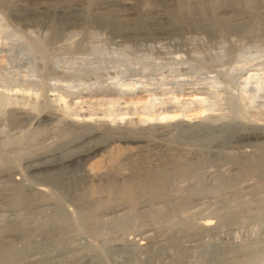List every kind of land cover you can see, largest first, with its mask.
<instances>
[{
  "label": "bare ground",
  "instance_id": "1",
  "mask_svg": "<svg viewBox=\"0 0 264 264\" xmlns=\"http://www.w3.org/2000/svg\"><path fill=\"white\" fill-rule=\"evenodd\" d=\"M38 1L46 2L48 0H14L17 6L22 7L26 4L32 5L34 2L38 3ZM167 1V12L163 10V12H159L156 10L152 13L157 21H164L163 23H165V25H159V23L155 22L150 26L151 29L149 31L144 30L145 32L143 33L149 36L155 43L171 40L175 42V39L182 38L185 35H196L206 38L208 40L207 42L212 44L220 43L224 46L228 38L233 35L254 44L256 43L255 41L258 39L260 40V38L264 36V0ZM44 6L39 4L33 11H23L25 14L20 18L28 19L30 16L34 17L36 14H42V12L45 11ZM74 6L75 7L72 6L73 8L68 12H66L67 9L66 11H54L73 23L77 21L74 15L79 11V5ZM116 11L118 10L116 9ZM135 15H137V13L134 12L132 7H128L125 11L114 13L113 22L116 23L118 33H120L124 41L125 38H134L135 40L140 36V33L127 31L126 28L123 27V29L121 27V25L124 24L123 21L126 22L127 19ZM57 32L58 31L53 32V34H51L52 36L49 37L50 40H45L46 42L37 43L38 41L33 42L31 39L29 45L32 43L31 45L33 48L39 49L37 53L40 54V51L45 48L47 49L48 43H51L52 40L57 37ZM171 43L173 45V42ZM30 46L28 47L29 49ZM6 51L8 52V50ZM226 51L229 52L228 49ZM243 55L245 54L243 53ZM258 56L256 57L258 58ZM163 57H165V55ZM211 57L209 56V58L204 61L197 60L198 57L197 59L192 57V59L194 58L192 61L197 63V65H195L196 67L193 66L197 70H193L197 73L200 70L203 72V70L206 71L211 69L213 66L212 60L214 59ZM235 57L237 58V56ZM183 58L184 56L182 57V62ZM247 58L240 61V64L242 65L243 63V65L240 66L239 69H236L237 72L235 75L239 80L242 76L246 77L242 78L241 82L238 81L236 84L234 83L235 88L233 91L236 94L235 96L232 94V88L228 87V89H231L229 92L232 95L228 100H224L223 97L221 98V94H219L217 90L221 91L223 83L233 84L231 78H220V76L219 78L214 77L215 79H211L212 77H209L210 80H212V83H209L211 85L210 89L212 90L208 91L207 89H209V86L206 90L204 89L207 87L209 81L208 76L206 77L207 83H205L204 80L202 81L205 84L204 88L202 87L203 83H201L202 88H200V83L195 77H192V80L195 78L194 81L196 80L199 86L197 82L193 83L192 80L191 82L190 79L187 81L184 80V78H182L183 80L173 82L169 80V82H167V74L164 75L165 73L162 72L164 71V69H162L163 64L162 67L159 65L158 68L160 69L157 68L159 70V72L157 71L159 74L157 76L160 77V81L158 80L156 83L155 78L154 80L150 79L151 82L154 81L156 84L154 83L148 86H152V88L154 86L155 88H153V91L150 90L151 95L149 96L150 101L147 104L148 106L142 105L145 108L142 107L143 109L141 112L137 109L131 110L128 108L114 110V106L118 104L119 100L121 101L124 96L132 95L135 91L137 92V89L140 90L139 87L143 83L141 80L145 77L136 79L135 77L137 75L129 76L134 77L131 78L132 80H129L131 82H128L129 84H124V80L119 81V79L118 81L120 83L116 85L118 90L104 87L105 89L103 90L93 91L90 89L91 93L88 92L89 90H86L88 93H84L83 90L82 93L79 91V93H73L74 97L75 94L77 97L85 95L88 98H92L93 96L94 98H98L96 102L100 100L104 107L106 105V109L100 113L101 119L98 118L94 120V123L90 121V123L94 125H88L86 120H89L92 114L90 116V114L88 115L87 113L86 117H84V115L81 116V114L78 115L77 113V115H75V121L73 117H70L73 122H68L69 124L66 126L70 130H73L72 139L68 141L65 140L64 142L61 141L59 144L57 140V146L55 145L54 148L44 149V151L40 149L41 152H34L33 155L28 156L26 159L24 158L25 160L21 164L32 176V179L35 180V182L37 181L36 183L32 181L33 185L27 184L28 182L26 185L22 180L14 178L21 174V170L18 167L14 165V167H11V165L6 166V164L5 166L3 164L0 165V264H104L102 261L104 248L109 251L120 253L121 255L124 254L126 257H121V264H264V152H254L258 149L264 150V119L262 117L264 112L260 110L264 106H261V100L264 99V63L258 64L259 62H253V64L251 61L253 59L250 60L251 62H248L249 59L247 60ZM167 59L166 57V60ZM172 59H168L169 61L167 60L168 62L166 64L164 63V68L168 67V74L176 75V73H182V76L189 74V72L192 74L191 72L193 70L178 68V66H180L178 63L182 64V62H180L181 60L178 62L173 59V61L170 62ZM217 60L219 61V59ZM258 61H261V59H258ZM42 64L41 62V65ZM227 67L229 68V66ZM236 67L238 68L237 65L235 67L232 66V68ZM43 69L44 68L41 70L43 71ZM33 70L35 69L32 68V71ZM212 71L216 74L217 70L214 71V69H212ZM219 72L221 71L219 70L218 73ZM227 72L229 73L230 71L228 70ZM33 73L35 72L33 71ZM117 74H114V76L116 75L117 77ZM234 74H232V78ZM225 75L226 73L224 76ZM3 76L5 79V75ZM125 76L127 78V75ZM196 76L198 79L199 76L197 74ZM37 77L39 78V76ZM7 78L8 76L6 79ZM122 78L121 76V79ZM18 79L19 78H17V80ZM9 80L12 83V79L9 78ZM9 80L7 79L6 84L10 86L11 83L8 82ZM114 80L111 81L114 82ZM20 83L21 85L23 84V82ZM6 84L0 83V86L3 88L2 90L6 87ZM220 84L221 87L219 86ZM13 85L17 86V89L15 88L14 90V87H12L10 91V88H6V90H9V92H7L10 95H7V92L4 93L5 90L4 92L0 91L3 93V95L0 94V107H4V111L7 112L8 109L13 108L11 105L17 108L16 105L20 103L19 109H11L13 112L12 114L8 110L10 113L8 122L9 129L15 128V131L20 129L21 133L23 125H35L39 127L41 124H45V126H51L59 122L61 117H57V111H55L56 115L52 114V112L48 114H33L35 113L32 107V105L35 106L34 103H31V113L34 112L31 114L28 108V111L25 112L23 110L25 108H23V104L27 102L25 100V103H23L24 99L23 101L21 99L25 93L28 96L31 90L24 92V89L27 87L24 85L25 88H22V86H20V88L18 82L17 85L16 83H13ZM106 85L108 86V84ZM216 86H219L220 89L219 87L217 89ZM126 87L132 88L124 90ZM40 88L42 87L39 86V94L42 91H40ZM50 88L54 89L57 95L55 87ZM50 88L48 89L50 90ZM63 89H61L62 92H64ZM213 89L215 91H213ZM225 90L226 88L223 89V91ZM53 91L52 93L55 95ZM21 92L23 94L21 97L19 96V100H21L22 103L18 101V96L16 97V95H20ZM31 92L30 95H32ZM32 93H34V90ZM226 95L227 94H225V97ZM183 96H191L192 99L190 101L188 100V102L179 101V97ZM63 97L64 95L62 96V93H59L56 96L57 99H53L64 102ZM223 100L224 104H222ZM98 104L97 106H100ZM135 104L133 102V105ZM225 104L237 110H235L236 116L232 117L231 113L233 111H231L230 117L227 115V111L223 109ZM9 105L10 108L8 107L6 110ZM27 105L30 106L28 103ZM192 105L199 107V109L202 110V114L206 115V118L204 117L205 119H203V121H197L198 123L186 124L181 120L184 117V109H186V107L191 108ZM70 106H63L65 110L62 109L61 111L65 112V114H62H70ZM108 106L110 108H108ZM173 109L177 111L179 109L178 115L172 114ZM228 111L230 112V110ZM151 112L156 116H154L155 119L153 117V119L149 118ZM1 113L4 112L2 111ZM138 114H141L145 120L134 122L131 117L134 116L135 118V115ZM233 114H235V112ZM96 115L97 114H95V117L97 118ZM126 116H129V119L122 125ZM178 116L181 117V121L177 123L174 121L173 123L172 120H177ZM65 117L68 116H63L61 121H63ZM78 118H80L79 121ZM249 118L253 120L251 121ZM4 123L2 122L3 125ZM134 123L135 125H133ZM131 126L134 127V131H132L133 127ZM27 129L29 130V128ZM77 130H79V132H77ZM3 131L1 130L0 133ZM12 131L14 133V130ZM172 134H175L174 139H171L172 137L168 138V135L172 136ZM24 136L26 137V135ZM19 137L21 136L19 135ZM11 140L13 141V137ZM5 141L11 142L9 139ZM18 141L16 142L14 139L13 142L18 143ZM1 143L3 144L4 141ZM119 144L132 147V149L126 152L124 151L123 154L120 153V156L115 160V166L112 170H109L110 172L107 171L108 173L100 175L96 173L93 174L86 170V172L77 170L78 173L80 172V177L75 179L71 184H69L67 178H64L69 174H66L67 171H70L69 169H81L83 164L85 162L87 163L89 159L94 158V156L101 152L106 153V150L116 145L119 146ZM9 145L12 146L14 144L9 143ZM4 147H6V145ZM18 148H16V150H18ZM1 149L2 147L0 150ZM0 155L3 157L4 154L0 152ZM52 171L57 173L58 179L55 178V176H48L45 178V176ZM46 180L48 182H46ZM44 182L45 184H43ZM49 182L56 185L60 184L63 191L75 193V196L78 191L77 188L83 191V193L81 192L80 196H76L75 199L81 202L77 213L78 218L80 217L82 221L78 219V222L83 223L81 224L84 226L85 237L82 236L83 234L81 235L78 233L76 228L74 230L69 227L71 223L69 226L64 224L65 216L63 217V214L67 212L62 210L64 209V201L61 202L63 205L56 204L54 201L53 203L46 201L49 184L46 186L47 188L45 185ZM90 188H93V190H91L93 193L90 191L91 195L98 193L102 195L105 200H92L88 194L84 195V192H87L85 189ZM52 192L53 191H51V193ZM62 195L63 194H61V196ZM60 200L61 199H59V202ZM88 201L91 202L88 203ZM83 202L86 203L84 204ZM104 203L105 206L106 204L109 205L106 207L108 208L107 210H105V206L103 209L101 207ZM100 207L101 211L103 210L102 215L106 216L115 214L119 211L123 213L125 210H132L135 208L140 210L150 208L149 211H151V209H154V211L150 217L145 215L140 216L138 224L136 220L135 222L133 221L134 219H132V221L122 226L120 223L125 221L123 220L125 218H114V220L109 222L98 220L97 223L86 225V219H88V217L100 216L101 211L98 213ZM133 211L134 210H132V212ZM69 217L71 216L69 215ZM114 217H116V215H114ZM249 224L259 226L260 230L258 231V235H256L257 237L244 245L234 244L233 233L236 232L237 229L246 228ZM82 226L81 228L83 229ZM107 227L108 231H105ZM245 230L247 231V229ZM34 236L37 238L39 237L40 240L31 243V239ZM87 238L98 240V245L100 241V246L93 245ZM12 239L17 240L22 248L17 249ZM95 243L96 241L94 244ZM17 244L18 243H16V245Z\"/></svg>",
  "mask_w": 264,
  "mask_h": 264
},
{
  "label": "rangeland",
  "instance_id": "2",
  "mask_svg": "<svg viewBox=\"0 0 264 264\" xmlns=\"http://www.w3.org/2000/svg\"><path fill=\"white\" fill-rule=\"evenodd\" d=\"M43 2L38 1V3L34 2L35 5H34V3H32V5L26 4L22 7V6H17L15 4L14 0H0V37H2V38H0V51H1L0 52V83L6 84L7 79L8 80H9V78L12 79L11 80L12 83L10 82V80L8 81L11 83V85L9 86L6 84V87H4L5 92H4V90H2L3 88L1 86H0V89H1L0 91H3L4 93H6L7 91L9 92V90L11 91L12 87H14V90H15V88L17 89V86L13 85V83H16V85H17V82H18L19 87L20 86H22V88L27 87L26 89H24L25 90L24 92H27L28 90H31L33 92V90H34V93L29 91L28 96L26 93H25L26 94L25 95L22 92L20 95L19 94L16 95V97L18 96L17 99L19 102L21 100L23 101V99H24L23 103H25V100H26V102L28 104H30V106L27 105V103H25L26 106H25V104H23L24 105L23 108L24 107L26 108V109L25 108L23 109L25 112L30 110V113H31V111H32V108H31L32 104L31 103H34V105L38 108H36L35 106L32 105L33 110H35V113H33L34 111L32 112L33 114H36V113L48 114V113L52 112V114L56 115L55 111H57V117L58 118H60V117L63 118V116H68V117H65L66 119L64 118L65 120L63 119V121H61L62 119L60 118L59 122H56V123L52 124L51 126L50 125L45 126V124L44 125L41 124L39 127H36L35 125H32V126L23 125V128L21 129V133H20V129H18V131H15V128L9 129V127H8L9 126L8 122H9V117H10L9 114L13 113L11 111V109L12 110L13 109L15 110L17 108L19 109L20 103L18 102L19 104H17V102H16V104L18 105V106L16 105L17 108H14L15 107L14 105H11V107L13 106V108H10V105L7 106V108L5 106L6 110L8 109V107L10 108V109H8L10 113L8 112V110H7V112L4 111L5 110L4 107L3 108H2V106L0 107V109L2 108L0 113L2 111L4 112V113L0 114L1 115L0 116V120H1L0 121V128H1L0 132H1V130L3 131V129L5 131V132L3 131L2 133H0V148L2 147L0 152H1V154H4L3 157H2V155H0V165L3 164L5 166V164H6V166L11 165V167H14V166L18 167L21 170L20 171L21 174L19 176L17 175L14 178L22 180L23 183H25V184L28 182L27 184L33 185L32 181L34 183H36L37 181L35 182V180L32 179V176L27 172V170L24 168V166L21 163H23V161L28 156L33 155L34 152L39 153V151L40 152H41V150L44 151V149L45 150L46 149H52V148H54L55 145L57 146L58 141H59L58 142V144H59L61 141L64 142L65 140L68 141V140L72 139L73 138V133H72L73 130H70L69 128L66 127L70 123V121L73 122L71 120L72 118L70 119V117H73V120L75 121V119H76L75 115H77V113H78V115L81 114V116L84 115V117H86L87 113H88V115L90 114V116L92 114V117H90L89 120H86L88 125L89 124L94 125L93 124L95 122L94 120H97L98 118L101 119L100 113H101V111L106 109V105L104 107V105L102 104V102L100 100H98V102H96L98 98H94L93 96H92V98H88L85 95H84L85 97L84 96L77 97V95L75 94V97H76L75 98L73 93H75V92L76 93H79V92L82 93V90L84 91V93H88L91 90L96 91V90H103L105 88H108V89L114 88V89L118 90V87H116V85L118 83H120L119 81L124 80L123 81L124 84H127L128 82L131 83L129 80L131 78H134V77H129V76L137 75L135 77L136 79L140 78V77H145V78H143V80H141V82H143V83L141 84L140 87L138 84V87L140 88V90L137 89V92L135 91L136 93L134 92L132 95L124 96L123 99L121 101L119 100V103L114 106L115 109L113 108L114 110H119V109L123 110L126 108L131 109V110L137 109L138 111L140 110V112H141V110L143 108H145L143 106H146V107L148 106L147 104L150 101L149 96L151 95L150 92L153 91V88H155L154 86L152 88V86H148V85H152L155 82L156 83L158 82V80L160 78L157 76V75H159L157 73V71L159 72L158 69H160L158 67H159V65L162 67V64H163L162 69H164V71H162V72L165 73L164 75L167 74L166 75L167 79H168V80H166L167 82H169V80L170 81L172 80L171 82L177 81V80H183L182 78H184V80H187V81L190 79V81H191L192 77H195L196 80L200 83V88H202V87L204 88L205 87L204 82L207 83L206 77L208 76V79L210 82L208 81L207 87L204 88L206 90V88H208V86H209V89H207L208 91L212 90V89H210L211 85L209 84V83H212L211 82L212 80H210L209 77H212L211 79H215L216 77L219 78L220 76H221L220 78H222V77L223 78H231V80L233 81L232 82L233 84L230 85L227 83H223L224 86L222 84V87L220 84L219 86L221 87V91L217 90V91H219V94L222 95V96L220 95L221 98L223 97L224 100H226V99L228 100L230 97H232L231 93L229 92V90L231 91V89H228V87L232 88V94H234L233 96H235L236 94L233 91L235 88L234 85L238 81L241 82L242 78L246 77V76H242L239 80L237 78V76H235L236 72H237L236 69H239L240 66L243 65V63H242V65L240 64V61H243L244 59H246L249 56L247 58V60L249 59L248 62H251V61H252V63L253 62L254 63L259 62L258 64L264 63V39H263L264 36L261 37L262 39L260 38L261 41L258 39L257 41H255L256 43L254 44L252 42L249 43L248 41H246V40H244L238 36L233 35L230 37L231 39L228 38V40L225 42L226 44H224V46H223V44L221 45L220 43L219 44H214V43L212 44L210 42H207L208 40L206 38H204L202 36H196V35H192V36L191 35H185L182 38L175 39V42L173 40L161 41L162 43L159 42L160 44L153 42V40L150 39L149 36H146L143 33L145 31H149L151 29L150 26L152 24H154L155 22L159 23V25H165V23H163L164 21H161V20H159L160 22L157 21L156 18L154 17V14H152V13H154L156 10L159 12L160 11L161 12H163V11L167 12V10H168L166 7V4H168L167 0H48L46 2L45 1H43ZM123 2H124V4H123ZM164 2H166V3H164ZM45 3H46V5H45ZM39 4H42V6L45 5L44 6L45 11L43 10L44 12H42V14L41 13L38 15L36 14L37 16L34 15V17L30 16V17H28V19L27 18L26 19L20 18L23 14H25V12L33 11ZM74 5H79L80 7L78 6L79 11L77 12V14L74 15V17L77 21L73 22V23L68 21L64 16H61L59 13H55V11H54V10L66 11V9H67L66 12H68V11H70V9L75 7ZM128 7H132L134 12L137 13L138 16L135 15V16H132L129 19H127L126 22L123 21L124 24H122L121 27L126 28L127 31L140 33V36H138V38H136L135 40H134V38H128V39L125 38V41H124L123 37H121L120 33H118L116 23L113 21H114V13L125 11ZM116 9L118 11H116ZM23 11H25V12H23ZM98 12H100V13H98ZM78 13H79V15H78ZM94 14H96V15H94ZM100 14H102V15H100ZM53 15H54V17H53ZM99 16L100 17L103 16V17L100 18ZM109 20H111V21H109ZM45 22H47V23H45ZM27 28H28V30H27ZM55 31H58L57 37L54 40H52L51 43H48L49 48L47 47V49L45 48L44 50H41L40 54L37 53L39 49L33 48V46L31 45L32 43H30L31 46L29 45V41L31 39L33 40V42L38 41L37 43L46 42L47 40H50L49 37H51L52 36L51 34H53V32H55ZM118 35H119V37H118ZM34 39H36V40H34ZM171 42H173V45ZM230 42H233V43H230ZM29 46H30V49L28 48ZM156 47H157V49H156ZM213 47H214V50H213ZM31 48H32V50H31ZM252 48L254 49V51ZM255 48H256V50H255ZM225 49L226 50L228 49L229 52H227ZM6 50H8V52ZM242 52L245 55H243ZM200 53H202V54H200ZM207 54H210V55H207ZM221 54H222V56H221ZM250 54H251V56H250ZM67 55H69V56H67ZM164 55H165V57H163ZM182 55L184 56L183 62H182V57H183ZM206 55H207V58H209V56L210 57L212 56L211 57L212 59L214 58L212 60L213 66L209 70H206V71L203 70L204 73L201 72V70L198 71L200 74L199 75L198 72L197 73L195 72L197 70L195 68L196 67L195 65H197V63L195 61H192V60H194V58L197 59V57H198L197 60H203V61L207 60ZM242 55H243V57H242ZM190 56H191V58H190ZM235 56H237V58ZM256 56H258V58ZM166 57L168 59L173 58L174 61H178V62H179V60H181L180 62H182V64L178 63V64H180V66H178V68L184 69V70L190 69L191 71L194 69L195 70V71L193 70L194 74L196 73L199 76L198 79H197L196 74L195 75L193 74V71L191 72L192 74H190V72H189V74L191 76L189 74L182 76L181 75L182 73L181 74L176 73V75L175 74H173V75L168 74V69H167L168 67L164 68L165 64L169 61L168 59H167L168 61L166 60ZM192 57H194V58L192 59ZM250 57H254V58H250ZM173 59L170 60V62H172ZM217 59H219L220 62ZM251 59H253V60H251ZM255 59H256V61H255ZM258 59L259 60L261 59V61H263V62L258 61ZM26 60H28V61H26ZM54 60H55V62H54ZM41 62L43 63L42 65H41ZM244 62H247V61H244ZM33 63H34V65H33ZM102 63H103V65H102ZM231 63H232V65H231ZM16 64H17V66H16ZM187 65H188V67H187ZM221 65H223V66H221ZM236 65L238 66V68L237 67L232 68V66L235 67ZM26 66H27V68H26ZM52 66H53V68H52ZM193 66H195V67H193ZM227 66H229V68ZM191 67H193V68H191ZM223 67H225V68H223ZM28 68H29V70H28ZM32 68L35 69V70H33L35 73H33ZM42 68H44L43 71L41 70ZM81 68H82V70H81ZM114 68L117 70V72ZM169 68H170V66H169ZM108 69H110V70H108ZM155 69H156V71H155ZM166 69H167V71H166ZM212 69H214V71L217 70L216 74H215V72L213 73ZM219 70L221 72L218 73ZM228 70L230 71L229 73L227 72ZM13 72H14V74H13ZM117 73L119 74L120 77L118 76ZM121 73H122V75H121ZM225 73H226V75L224 76ZM114 74H117V77H116V75L114 76ZM123 74H124V76L127 75V78H126V76L124 77ZM177 74H178V76H177ZM232 74H234L233 78H232ZM3 75H5V79H4ZM15 75H17V76H15ZM62 75H64V76H62ZM7 76H8V78L6 79ZM37 76H39V78ZM41 76H42V78H41ZM121 76L123 77L122 79H121ZM169 76L171 77V79ZM2 77L4 80L2 79ZM13 78L15 81L13 80ZM17 78H19V79L21 78L22 80L21 79L17 80ZM44 78L45 79L47 78L46 79L47 81ZM154 78L156 79V81L151 82L150 79L154 80ZM203 78H205V79H203ZM236 78H237V80H236ZM194 79L192 81H193V83H196L197 81L196 80L194 81ZM24 80H25V82H24ZM38 80H39V82H38ZM111 80L112 81L114 80V82H112ZM203 80H204V82H202ZM20 82H23V84L21 85ZM94 82H96V83H94ZM198 82H197V84L199 86ZM201 83H203V85ZM47 84H48V86H47ZM86 84H87V88H86ZM106 84H108V86H110V87H108ZM111 84H112V86H111ZM24 85H25V87H24ZM201 85H202V87H201ZM39 86L42 87V88H40V91L42 90L40 94L38 92ZM50 87H53V88L55 87V89L57 91V95L59 93H62V96L64 95V97H63L64 102H61L59 100L58 101L54 100V99H57L56 98L57 95H56L55 90L50 88ZM60 87H61V89H63V87H64V89H63L64 92L61 91ZM218 87H217V89H218ZM220 87H219V89H220ZM6 88L7 89L10 88V89L6 90ZM48 88H50L51 92ZM65 88H66V90H65ZM131 88L132 87H126V89H124V90H129ZM225 88H226V90L223 91V89H225ZM86 90L87 91L89 90V91L86 92ZM52 91L55 93L56 96L52 93ZM213 91H215V90L213 89ZM8 92H7V95H10ZM30 92L32 95H30ZM46 92H47V94H46ZM69 92H72V93H69ZM0 94L3 95V93H1V92H0ZM22 94H23V96H22ZM41 94H42V96H41ZM225 94L228 95V96L226 95V97H228V98L225 97ZM19 96L20 97L22 96L23 98L21 100H19L20 99ZM72 97L74 98V101H73ZM84 98L86 100L87 99L88 100L90 99V100L86 101ZM179 98H180L179 101H181V102H188V100L190 101L192 99L191 96H183V97H179ZM224 100L222 101V104H224ZM22 101H21V103H22ZM52 101H55L56 103L52 102ZM99 101H100V103H99ZM125 101H127V102H125ZM261 101H262V104H261V106H262V105H264V103H263L264 99H262ZM40 102H41V104H40ZM133 102H134V104L136 103L135 104L136 106L133 105ZM97 104L100 106H97ZM118 105H119V107H118ZM27 106H29L31 109ZM63 106L64 107L70 106V109H69V112L71 110L70 114L64 115L65 112L61 111L62 109H64ZM223 107H224L223 108L224 111H227V115H229V117H230L231 111H233L231 113L232 117L236 116V111H237L236 109H234V108L232 109V107L230 108L226 104ZM263 107L260 109L262 112H264ZM27 108H28V110H27ZM108 108H110V107L108 106ZM21 109H22V106H21ZM226 109L230 110V112ZM175 110L176 109L172 110V114L178 115L177 113H179V109H178V111L177 110L175 111ZM184 110H183L185 112V113H183L184 117L181 120H183L186 124L187 123L188 124L198 123V122H200V120L203 121V119L206 118L205 117L206 115L202 114V110H200L199 107H197V106L195 107L192 105L191 108L186 107V109H184ZM234 112H235V114H233ZM62 113H64V114H62ZM95 114H97L96 115L97 118L95 117ZM217 114H220V113H217ZM154 116L155 115L151 112L149 115V118L155 119L156 116L155 117ZM160 116H162V115H160ZM160 116H158V117L161 118ZM202 116H203V118H202ZM262 117L264 119V115ZM92 118H94V119H92ZM131 118H133L134 122L138 121V120H145V118L143 119L141 114L135 115V118H134V116ZM180 118L181 117L178 116L177 120H172V122L173 123H174V121H175V123L180 122L181 121ZM3 119H4V121H3ZM79 119L80 118H78V121H79ZM128 119H129V116H126L124 118V123L122 125H124L128 121ZM249 120L252 121L253 119L249 118ZM90 121L93 123L91 124ZM2 122L3 123L5 122L4 125L2 124ZM62 123H65V124H62ZM162 123H164V122H162ZM151 124H152V122H151ZM153 124H154V121H153ZM133 125H135V123ZM131 127H133V126H131ZM27 128H29V130ZM9 130H11V131H9ZM12 130H14V133ZM28 131H29V133H28ZM64 131L66 134L64 133ZM132 131H134V127H133ZM77 132H79V130H77ZM19 135L21 137H19ZM24 135H26V137ZM170 135H168L169 136L168 138L172 137L171 139H174L175 134L174 135L172 134V136H170ZM17 136H18V138H17ZM12 137H13V141H14V139L16 142L19 140L18 143H14L11 140ZM60 137H62V138H60ZM16 138H17V140H16ZM7 139H9V141H11V142H6L5 140H7ZM33 140H34L35 144H34ZM3 141H4V143L2 144L1 142H3ZM9 143L10 144L12 143L14 145L11 146V145H9ZM5 145H6V147L8 145L9 146L6 148V147H4ZM16 148H18V150H16ZM115 149H116V151H115ZM130 149H132V147L122 146V144H119V146L118 145L113 146V148L111 147L108 150H106L105 151L106 153L101 152L98 155L94 156V158L89 159L87 161V163L85 162L83 164L81 169H74V168L72 170L69 169L71 172L67 171L66 174H68V173L69 174L66 175V177H64V178H67L69 180L68 181L69 184H71V183H73V181H75V179H78V177H80L79 175H80L81 170H83V171L86 170V171L91 172L93 174H95V173L100 174V175L106 174V173L110 172L109 170L110 169L112 170V168L115 166V164H116L115 160H117V158L120 156V153L123 154L124 151L126 152ZM259 150L260 149L254 151V152L255 153L264 152V150H262V149L260 151ZM101 155H103V156H101ZM13 163H15V164H13ZM77 170L80 172L78 173ZM99 171H100V173H99ZM52 173H53V175H52ZM55 173H56L55 171L49 172L47 174V176H45V178H47L48 176L49 177L55 176V178L58 179L59 177H58L57 173L56 174ZM70 179H71V181H70ZM46 182H48V181L46 180ZM30 183H32V184H30ZM43 184H45V182ZM52 184H53V186H52ZM47 185L49 186L48 188L46 187ZM45 187L48 189L47 190L48 193L46 195V201H49L52 203L54 201V203H56V204H62L61 202L64 201V205L62 204L64 209H62V210L67 211V212H64V214H63V217L65 216L64 217V219H65L64 224L66 226H69V224L71 223V225L69 227H71L74 230L76 228V231L78 233H80L81 235L83 234L82 236L85 237L84 226H82L83 223L78 222V219H80V217L78 218L77 210L79 209L78 207H79L81 202L77 201L75 199L76 196L77 197L80 196L81 192L83 193V191H80L77 188L78 191H77L76 196H75V193L73 194V193H67V192L63 191L60 184L56 185L52 182H49V183H46ZM85 190H87V192L85 191L84 195L88 194V196L92 200H99V199L102 201L105 200L104 197L102 195H99L98 193H94L91 195L90 191L93 190V188L92 189L91 188L85 189ZM51 191H53L54 193L53 192L51 193ZM91 192L93 193V191H91ZM60 193L63 195L61 196ZM52 194H54V195H52ZM49 196H51V197H49ZM59 199H61L62 201L60 200V202H59ZM73 202H74V204H73ZM90 202L88 201V203H90ZM67 203L68 204L70 203V204L68 205ZM83 203L85 204L86 202H83ZM66 206L68 207V210H67ZM104 206H105V203L103 204V206H101L102 209ZM108 206L109 205L106 204V206L104 207L105 210L108 209V208H106ZM101 207L99 208L100 210H98V213H99V211H101ZM113 207H114V205H113ZM110 208H111V206H110ZM69 209L72 210V214H71V210H69ZM135 209H137V208H135ZM135 209H132L135 211V212L133 211L134 213L130 209L131 212H130V210H125V211H123V213H121L122 211H119V212H116L115 214L107 215V216L102 215V213H103L102 212L103 210H102L100 213L101 218H100V216H96V217L93 216L94 218L90 217L91 219L88 217V219H86V225H89V224L91 225V223L94 224L95 222L97 223L98 220H100L102 222H105V221L109 222L111 220H114V218H116V219L125 218V219H123L125 221L120 223L122 226H123V224L125 225L128 222L132 221V219H134L133 221L136 220L137 224H138L140 216L145 215L147 217L148 216L150 217L152 215V212L154 211V209H151V211H149L150 208H144L141 210L140 209L135 210ZM69 215L71 217H69ZM114 215H116V217H114ZM71 218H72V220H71ZM92 221H94V222H92ZM81 226L83 227V229L81 228ZM245 229H247L248 232ZM259 230H260L259 226H256L254 224H249L246 226V228L243 227V228L237 229L236 232H234L232 235V236H234L233 237V243L238 244V245H244V244L248 243L249 241L255 239L257 237L256 235H258V233H259L258 232ZM105 231H108V227L106 228ZM34 237L31 239L32 240L31 243H34L36 240L37 241L40 240L39 237L38 238L35 237V239H34ZM86 237H87V235H86ZM87 239L90 240L93 243V245L98 246V247L100 246V241H99V245H98V240H95V239L91 240L90 238H87ZM94 240L96 241L95 244H94V242H95ZM12 241L15 242L14 245L16 246L17 249L22 248L21 244L17 240L12 239ZM16 243H18V244L16 245ZM106 250L107 249L104 248L103 254H102L103 255L102 261L104 264H121L122 263L121 257H126L124 254L121 255L120 253H117L114 251H109V250L106 251Z\"/></svg>",
  "mask_w": 264,
  "mask_h": 264
}]
</instances>
